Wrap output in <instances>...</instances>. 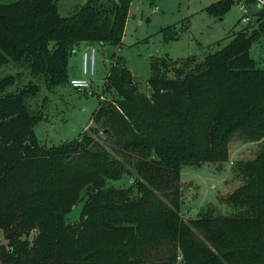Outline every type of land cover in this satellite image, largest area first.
<instances>
[{"label":"trees","instance_id":"obj_1","mask_svg":"<svg viewBox=\"0 0 264 264\" xmlns=\"http://www.w3.org/2000/svg\"><path fill=\"white\" fill-rule=\"evenodd\" d=\"M241 1L257 10L251 31H231L226 45L200 59L154 58L143 81L116 51L131 0H86L68 16L58 14L55 0L0 3V68H22L0 75V229L7 242L0 264H264V68L249 54L264 35V7ZM235 2L220 0L207 11L218 15ZM185 20L181 31L189 29ZM80 42L114 47L104 91L116 97L98 104L95 126L46 146L35 136L28 100L40 83L50 91L69 81V57ZM23 69L31 79L19 83ZM233 138L259 143L253 158L238 161L243 182L224 199L238 213L201 207L183 220L181 167L226 162ZM130 169L134 189L108 184ZM83 191L79 218L69 223L65 216Z\"/></svg>","mask_w":264,"mask_h":264},{"label":"rangeland","instance_id":"obj_2","mask_svg":"<svg viewBox=\"0 0 264 264\" xmlns=\"http://www.w3.org/2000/svg\"><path fill=\"white\" fill-rule=\"evenodd\" d=\"M15 0H0L9 3ZM58 14L68 16L84 4L86 0H55ZM220 0H131L124 35L120 46L116 49L119 62L122 60L133 74L142 81L150 75V62L154 58H183L195 56L197 59L208 52L216 51L228 43L227 37L231 31L245 29L256 21L254 7L245 11L242 1L230 5L229 9L218 15L209 14L207 7ZM189 20V29L181 31V25ZM171 29H163V28ZM163 29V30H162ZM173 29V30H172ZM176 31L178 36L165 39L163 33ZM96 49L94 73L88 76L90 87L77 90L70 86L69 81L48 91L42 84L39 93L28 100L31 114L38 121L33 129L36 138L46 146L59 145L79 136L89 126H95L90 119L98 104L111 101L116 97L113 91H104V78L114 59L107 60L105 48L98 44L80 42L75 45L68 62V76L82 69V54L89 46ZM257 67L264 68V35L257 37L249 50ZM79 59V61H77ZM13 66H2L0 75L14 74ZM19 83L31 79L26 69L22 70ZM144 92L147 88L140 84ZM148 92V91H147ZM98 140L107 144L104 134H99ZM259 148L258 142L241 141L233 138L229 144L228 160L223 163L206 162L200 166L183 165L180 170L182 205L180 216L183 220L196 218L201 207H211L223 215L238 213V208L224 202L234 189L243 182L238 161H245L255 156ZM131 176L124 175L108 184L115 187H135L136 174L132 169ZM81 199L72 206L65 216L67 222L75 223L84 202V191ZM32 236V235H31ZM31 238V237H30ZM7 242L0 229V247Z\"/></svg>","mask_w":264,"mask_h":264},{"label":"built area","instance_id":"obj_3","mask_svg":"<svg viewBox=\"0 0 264 264\" xmlns=\"http://www.w3.org/2000/svg\"><path fill=\"white\" fill-rule=\"evenodd\" d=\"M251 1L253 5L258 9L264 7V0H251ZM242 7H244L243 3H242ZM95 53H96V49L91 45L89 46L88 50L83 52L82 69H81L82 76L73 77L69 79V84L72 88L77 90H86L90 87L88 76H91L94 73Z\"/></svg>","mask_w":264,"mask_h":264},{"label":"water","instance_id":"obj_4","mask_svg":"<svg viewBox=\"0 0 264 264\" xmlns=\"http://www.w3.org/2000/svg\"><path fill=\"white\" fill-rule=\"evenodd\" d=\"M113 53H114V47L113 46H107V47H105V55H106V59L107 60H110L111 59ZM86 190L87 191H90L91 190V185H88L86 187Z\"/></svg>","mask_w":264,"mask_h":264},{"label":"crops","instance_id":"obj_5","mask_svg":"<svg viewBox=\"0 0 264 264\" xmlns=\"http://www.w3.org/2000/svg\"><path fill=\"white\" fill-rule=\"evenodd\" d=\"M77 61H79V59H77ZM79 74H80V71L72 72L71 78H73V77H80L81 75H79Z\"/></svg>","mask_w":264,"mask_h":264}]
</instances>
